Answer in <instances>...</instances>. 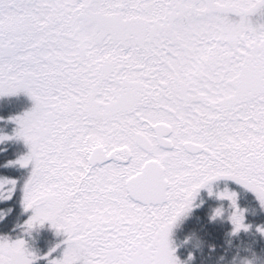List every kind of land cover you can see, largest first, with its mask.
<instances>
[{"label": "snow or ice", "instance_id": "obj_1", "mask_svg": "<svg viewBox=\"0 0 264 264\" xmlns=\"http://www.w3.org/2000/svg\"><path fill=\"white\" fill-rule=\"evenodd\" d=\"M20 91L29 171L0 200L64 234L47 264H184L172 228L220 178L264 206V0H0V96ZM39 258L0 236V264Z\"/></svg>", "mask_w": 264, "mask_h": 264}, {"label": "trees", "instance_id": "obj_2", "mask_svg": "<svg viewBox=\"0 0 264 264\" xmlns=\"http://www.w3.org/2000/svg\"><path fill=\"white\" fill-rule=\"evenodd\" d=\"M33 104L23 91L0 96V136L9 137L0 141V176L18 177L29 171L12 163L28 151L24 139L15 134L17 122L13 118ZM211 189V193L208 187L198 191L196 212L172 231L171 242L177 256L185 264H237L239 258H248L252 264H264V233L257 230L258 226H264V206L255 193L228 178L213 181ZM225 189L237 194V205L244 210V222L250 226L247 230L233 233L231 201L214 194ZM18 197L17 192L11 199L0 200V236L25 239L29 249L40 257L34 264H47L46 254L49 253L51 258H60L66 246L62 243L64 234H58L48 222L25 232L24 222L32 211H26ZM217 208L223 209L222 215L213 218Z\"/></svg>", "mask_w": 264, "mask_h": 264}, {"label": "rangeland", "instance_id": "obj_3", "mask_svg": "<svg viewBox=\"0 0 264 264\" xmlns=\"http://www.w3.org/2000/svg\"><path fill=\"white\" fill-rule=\"evenodd\" d=\"M33 107V105L30 107V109L29 110H31V108ZM29 110H26V111H24L23 113H21V114H19L18 116H21V115H23L25 112H27V111H29ZM17 117V116H16ZM15 121H16V119H15V117L13 118ZM17 122V121H16ZM19 127V125H18V123L16 124V129ZM16 131V130H15ZM3 136V135H2ZM6 137H8V135H6ZM220 179H222V178H220ZM229 179V178H228ZM236 182V181H235ZM204 188V187H203ZM206 188V187H205ZM202 189V188H201ZM220 192H223V191H220ZM220 192H216V193H214L215 194V196L217 197V198H221L220 196H219V193ZM213 194V195H214ZM197 194H196V196H195V198H194V200H193V206L190 208V210L185 214V215H183V216H181L177 221H176V223L174 224V226H173V228H172V231H174V229H175V227L178 225V224H182V223H186L187 222V219L188 218H190V216L192 215V213L195 211L196 212V199H197ZM195 203V204H194ZM172 231H171V233H172ZM0 235H1V233H0ZM2 236H4V234L2 235ZM171 239H173V236L172 235H170V240ZM172 246H173V244H172ZM66 247V246H65ZM64 247V248H65ZM174 248H175V246H173ZM64 248H63V250H64ZM63 250H62V252H61V257H62V255H63ZM175 255L177 256V254H176V251H175ZM178 258H179V256H177ZM180 259V258H179ZM185 264V263H184Z\"/></svg>", "mask_w": 264, "mask_h": 264}, {"label": "clouds", "instance_id": "obj_4", "mask_svg": "<svg viewBox=\"0 0 264 264\" xmlns=\"http://www.w3.org/2000/svg\"><path fill=\"white\" fill-rule=\"evenodd\" d=\"M249 262L252 264V261L248 258H239L237 264H249Z\"/></svg>", "mask_w": 264, "mask_h": 264}]
</instances>
